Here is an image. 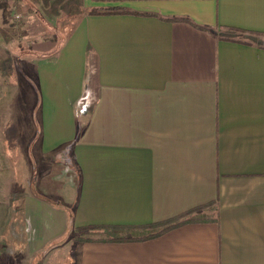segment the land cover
Segmentation results:
<instances>
[{"label":"crops","instance_id":"0c3cea01","mask_svg":"<svg viewBox=\"0 0 264 264\" xmlns=\"http://www.w3.org/2000/svg\"><path fill=\"white\" fill-rule=\"evenodd\" d=\"M79 3L64 41L35 50V122L1 112L0 264L14 200L46 264H264V0ZM14 144L28 169L10 194ZM90 226L104 233L74 238Z\"/></svg>","mask_w":264,"mask_h":264},{"label":"rangeland","instance_id":"374dc122","mask_svg":"<svg viewBox=\"0 0 264 264\" xmlns=\"http://www.w3.org/2000/svg\"><path fill=\"white\" fill-rule=\"evenodd\" d=\"M4 1L8 5V14L6 21H3V18L0 17V116L3 111L5 115L8 114L10 121L14 117V121L16 120L17 122L18 117H22V114L27 111L33 115V117L29 116L30 121L35 122L38 108L36 104L38 94L35 79V62L37 60L35 56L38 52H35V50L45 42L54 43L56 49L72 31L83 10L79 0ZM16 14L19 15L18 18L15 17ZM17 25L20 26L19 29L24 34H20V31L15 29L18 28ZM27 92H32V99L28 100ZM13 129L12 125L10 128L11 134ZM8 154L10 162L7 170L9 175L6 182L8 181V188L11 194V192L26 185L25 175L28 165L24 161L26 159V156H24L26 154L25 150L18 148L15 144L9 146ZM5 167L3 161V170ZM14 202L15 209L10 206L9 210V239L6 248L9 253L8 264H46V257L43 261H39V258L31 259L26 256L27 254L22 249L23 236L19 225L21 210L18 208L19 205H17L19 201L14 200ZM204 208L201 207L189 213L186 219H189L190 216L194 218L200 217L199 219L206 217L208 211H204ZM16 223H18L19 227L15 225ZM164 224L136 228L129 233L132 236L134 235V237L138 236L137 238L139 236L143 237L144 235L156 233ZM101 229L102 227L93 226L83 231L76 230L74 238L90 239L85 237L89 231L96 230L99 233H104L100 231ZM55 252L63 254V251L54 250L53 254ZM51 264L58 263L53 259Z\"/></svg>","mask_w":264,"mask_h":264},{"label":"trees","instance_id":"16d2710c","mask_svg":"<svg viewBox=\"0 0 264 264\" xmlns=\"http://www.w3.org/2000/svg\"><path fill=\"white\" fill-rule=\"evenodd\" d=\"M0 8L2 9V18H3V21H6V16L8 14V5H7L6 1L0 0ZM115 12H119V10H117V11L116 10H100V11L99 10H91L88 13H90V14H102V13H115ZM174 19L188 21L187 18H174ZM17 26H18V28H15V29H18L20 31V34H24V32L23 31L21 32V30L19 29L20 26L19 25H17ZM15 29H14V31H16ZM187 220H189V219H184V220L176 221V222H173V223L167 222L156 233L144 235L143 237H139V238H148V237H151V236H155V235L161 234L164 231H166V230H168L170 228H173V227H175L177 225H180L181 223H184ZM92 227L93 226H90V227H79V228H76V230H78V231H81L82 230L83 231V230H86L87 228H92ZM132 239H134V237L129 236V237H126V238H113L112 240L122 241V240H132Z\"/></svg>","mask_w":264,"mask_h":264},{"label":"built area","instance_id":"2783aa9c","mask_svg":"<svg viewBox=\"0 0 264 264\" xmlns=\"http://www.w3.org/2000/svg\"><path fill=\"white\" fill-rule=\"evenodd\" d=\"M15 17H16V18H18V17H19V15H18V14H16V15H15Z\"/></svg>","mask_w":264,"mask_h":264}]
</instances>
